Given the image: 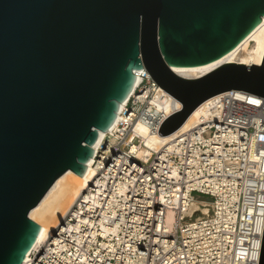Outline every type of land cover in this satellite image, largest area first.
I'll list each match as a JSON object with an SVG mask.
<instances>
[{
    "label": "water",
    "instance_id": "obj_1",
    "mask_svg": "<svg viewBox=\"0 0 264 264\" xmlns=\"http://www.w3.org/2000/svg\"><path fill=\"white\" fill-rule=\"evenodd\" d=\"M264 0H0V264H22L54 225L146 68L182 109L159 134L180 128L230 89L264 96L260 64L203 65L236 48L262 21ZM259 264H264V232Z\"/></svg>",
    "mask_w": 264,
    "mask_h": 264
},
{
    "label": "built area",
    "instance_id": "obj_2",
    "mask_svg": "<svg viewBox=\"0 0 264 264\" xmlns=\"http://www.w3.org/2000/svg\"><path fill=\"white\" fill-rule=\"evenodd\" d=\"M138 78L87 187L22 264H259L264 96L218 93L154 147L147 138L183 104L146 68ZM199 194L208 214L193 207Z\"/></svg>",
    "mask_w": 264,
    "mask_h": 264
},
{
    "label": "bare ground",
    "instance_id": "obj_3",
    "mask_svg": "<svg viewBox=\"0 0 264 264\" xmlns=\"http://www.w3.org/2000/svg\"><path fill=\"white\" fill-rule=\"evenodd\" d=\"M249 44L250 46H248ZM263 58H264V17L261 23L236 48L231 50L223 57L207 64L195 65V66H180V67H175L174 70L182 76L198 77L227 61H235L242 63L245 62V64H253V63L260 64L262 63ZM138 81L139 78H137L136 84L138 83ZM125 102H123L122 105H124ZM166 103H168V101H166ZM201 105L194 110V112L189 116V118L186 120V122L182 125L181 128L187 126L189 122L197 114H199L201 110ZM118 117L119 114L115 119L114 123L112 124V127L115 125ZM141 130L142 132L145 133L147 131V128L141 126ZM166 137L167 136L161 134L151 136L147 138V143L155 147L160 141L164 140ZM92 159L93 158H91L90 165L88 166L86 172L83 175L74 174L75 173L74 171L67 170L56 180V182L59 185H61L63 188L69 189L71 191L69 199L65 204V206L62 208V210L58 213V215L49 214V216L58 218V221L54 225L47 226V224L45 223L44 219L47 216L49 210L47 209L45 211L44 215L41 218V222L43 225L41 226L40 233L37 236L33 248H35L38 245H41L43 242H45L47 238L50 237L51 230L54 229L59 224L60 220L70 209V207L74 204L78 196L87 187L88 183L91 180V177L93 176V168L91 165ZM212 205L214 206V203L209 202L207 200L195 201L193 203V207L199 208V210L201 211L200 213L201 215L208 214L210 212V207ZM201 208H203V210ZM258 223H257V229H258Z\"/></svg>",
    "mask_w": 264,
    "mask_h": 264
},
{
    "label": "rangeland",
    "instance_id": "obj_4",
    "mask_svg": "<svg viewBox=\"0 0 264 264\" xmlns=\"http://www.w3.org/2000/svg\"><path fill=\"white\" fill-rule=\"evenodd\" d=\"M254 42V41H253ZM250 46V44L248 45ZM199 197L203 200H207V201H211L212 200V197L210 196H207V195H202V194H199ZM203 210V208H201Z\"/></svg>",
    "mask_w": 264,
    "mask_h": 264
}]
</instances>
